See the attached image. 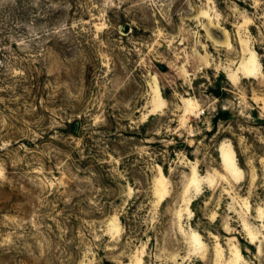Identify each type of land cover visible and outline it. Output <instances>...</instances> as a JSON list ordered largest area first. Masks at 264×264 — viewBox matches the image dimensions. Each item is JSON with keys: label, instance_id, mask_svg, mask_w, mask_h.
<instances>
[{"label": "rangeland", "instance_id": "rangeland-1", "mask_svg": "<svg viewBox=\"0 0 264 264\" xmlns=\"http://www.w3.org/2000/svg\"><path fill=\"white\" fill-rule=\"evenodd\" d=\"M0 264H264V0H0Z\"/></svg>", "mask_w": 264, "mask_h": 264}, {"label": "water", "instance_id": "water-1", "mask_svg": "<svg viewBox=\"0 0 264 264\" xmlns=\"http://www.w3.org/2000/svg\"><path fill=\"white\" fill-rule=\"evenodd\" d=\"M220 151L222 152L221 153V157H222V159H223V164L226 166V161H225V153L223 152V150H222V148L220 147Z\"/></svg>", "mask_w": 264, "mask_h": 264}, {"label": "bare ground", "instance_id": "bare-ground-1", "mask_svg": "<svg viewBox=\"0 0 264 264\" xmlns=\"http://www.w3.org/2000/svg\"><path fill=\"white\" fill-rule=\"evenodd\" d=\"M224 156H225V161H226V163L228 164V161H227V160H228V159H227V156H226V155H224Z\"/></svg>", "mask_w": 264, "mask_h": 264}]
</instances>
